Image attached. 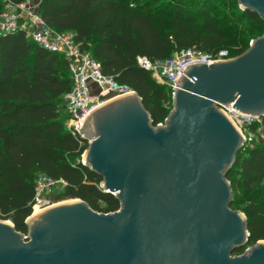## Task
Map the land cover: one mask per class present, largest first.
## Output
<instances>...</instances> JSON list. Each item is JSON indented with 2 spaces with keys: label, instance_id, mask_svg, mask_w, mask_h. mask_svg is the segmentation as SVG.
<instances>
[{
  "label": "water",
  "instance_id": "obj_1",
  "mask_svg": "<svg viewBox=\"0 0 264 264\" xmlns=\"http://www.w3.org/2000/svg\"><path fill=\"white\" fill-rule=\"evenodd\" d=\"M237 1L264 20V0ZM182 71L162 125L134 91L79 127L81 163L119 208L102 213L74 198L30 214L27 235L0 219V264H264V240L234 254L248 231L226 173L244 137L216 106L264 117V33L236 57Z\"/></svg>",
  "mask_w": 264,
  "mask_h": 264
},
{
  "label": "trees",
  "instance_id": "obj_2",
  "mask_svg": "<svg viewBox=\"0 0 264 264\" xmlns=\"http://www.w3.org/2000/svg\"><path fill=\"white\" fill-rule=\"evenodd\" d=\"M39 13L52 28L72 31L104 73L135 91L153 125L164 121L172 99L166 85L136 64L137 56L165 59L197 47L226 50L232 58L264 33V20L237 0H41ZM70 87L62 56L19 32L0 34V219L22 235L28 233L38 173L66 183L51 195L52 203L79 198L98 212L119 208V200L100 188L102 177L81 163L86 145L64 126L63 95ZM246 128L261 133L236 153L226 178L230 207L245 215L249 247L264 240V117Z\"/></svg>",
  "mask_w": 264,
  "mask_h": 264
},
{
  "label": "built area",
  "instance_id": "obj_3",
  "mask_svg": "<svg viewBox=\"0 0 264 264\" xmlns=\"http://www.w3.org/2000/svg\"><path fill=\"white\" fill-rule=\"evenodd\" d=\"M2 1L4 9L0 13V34L19 32L43 49L65 59L71 87L63 95L66 112L64 126L81 145L87 146L88 140L83 138L79 130L86 114L110 99L134 91L119 83L113 75L104 73L100 63L91 56L81 42L76 40L72 31H60L49 26L39 13L41 0ZM226 59H229L226 50L209 53L197 47H188L174 51L165 59L151 60L145 56H137L136 64L149 71L158 83L166 85L172 99L175 81L179 74H183L182 69L187 64L196 61L208 64L214 60ZM216 106L239 130H247L246 127L253 123L261 124L260 117L240 113L234 110L232 105L216 103ZM164 121L156 125H162ZM85 148L80 160L83 158ZM65 184L61 178L38 173L35 178L32 212L35 207L44 209L52 205L51 193L56 188H63Z\"/></svg>",
  "mask_w": 264,
  "mask_h": 264
},
{
  "label": "rangeland",
  "instance_id": "obj_4",
  "mask_svg": "<svg viewBox=\"0 0 264 264\" xmlns=\"http://www.w3.org/2000/svg\"><path fill=\"white\" fill-rule=\"evenodd\" d=\"M250 42H251V40L249 41V44H250ZM249 44H248V46H249ZM241 130V133H242V135H243V137H244V141H243V145H245L246 147L248 146H251L255 141H256V136H257V134H258V132L259 133H261L260 131H259V128H257L256 130H255V132L253 131V132H250V131H247V130H245V129H240ZM57 189L58 188H56L52 193H51V195L52 194H54L56 191H57ZM66 200H71V199H66ZM63 201V200H62ZM60 202V201H59ZM236 209V208H235ZM42 210V209H41ZM237 210V209H236ZM32 214V213H31ZM248 247H243V249L239 252V253H234V254H241V253H243L246 249H247Z\"/></svg>",
  "mask_w": 264,
  "mask_h": 264
},
{
  "label": "bare ground",
  "instance_id": "obj_5",
  "mask_svg": "<svg viewBox=\"0 0 264 264\" xmlns=\"http://www.w3.org/2000/svg\"><path fill=\"white\" fill-rule=\"evenodd\" d=\"M115 98H116V97H115ZM83 156H84V154H83ZM75 201H77V200L72 199V200H68V201H60V202H58V203H54V204H52V205H50V206H48V207H51V206H54V205H56V204L63 203V202H75ZM48 207H47V208H48ZM44 209H45V208H44ZM42 210H43V209H42ZM39 211H41V209L35 207L34 210H33V212H32V215L36 214V213L39 212Z\"/></svg>",
  "mask_w": 264,
  "mask_h": 264
}]
</instances>
